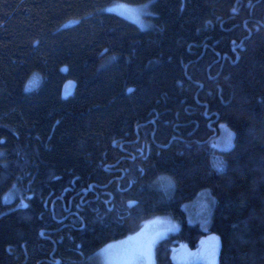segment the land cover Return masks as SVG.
Returning <instances> with one entry per match:
<instances>
[{
    "label": "trees",
    "instance_id": "obj_1",
    "mask_svg": "<svg viewBox=\"0 0 264 264\" xmlns=\"http://www.w3.org/2000/svg\"><path fill=\"white\" fill-rule=\"evenodd\" d=\"M158 217L155 264L207 236L264 264V0H0V264H89Z\"/></svg>",
    "mask_w": 264,
    "mask_h": 264
},
{
    "label": "rangeland",
    "instance_id": "obj_2",
    "mask_svg": "<svg viewBox=\"0 0 264 264\" xmlns=\"http://www.w3.org/2000/svg\"><path fill=\"white\" fill-rule=\"evenodd\" d=\"M108 11L115 13L141 27H145V10L142 6L117 3L108 7ZM217 146L226 149L231 145V134L222 129ZM186 221L189 224L198 223L206 229L210 219V200L207 194L202 193L197 199L183 206ZM170 225H175L174 230H166ZM178 225L167 218L158 217L143 224V227L133 235L124 239L109 243L96 252L89 264H155L154 248L159 240L167 234L177 231ZM151 243V249L147 245ZM219 251V240L215 236H207L202 239L198 247L189 250L185 245H178L172 251L171 257L174 264H216ZM215 253L212 255L211 253Z\"/></svg>",
    "mask_w": 264,
    "mask_h": 264
},
{
    "label": "snow or ice",
    "instance_id": "obj_3",
    "mask_svg": "<svg viewBox=\"0 0 264 264\" xmlns=\"http://www.w3.org/2000/svg\"><path fill=\"white\" fill-rule=\"evenodd\" d=\"M142 7L147 8L148 5L145 4V5H143ZM143 26H144V25L141 23V27H143ZM130 91H131V89H130ZM24 207H27V205L25 204ZM175 227H176L175 225H170L169 228L166 229V230H174ZM151 243H152V242H149V244L147 245V248H148L149 250L151 249ZM211 254L214 255L215 253L213 252V253H211Z\"/></svg>",
    "mask_w": 264,
    "mask_h": 264
},
{
    "label": "flooded vegetation",
    "instance_id": "obj_4",
    "mask_svg": "<svg viewBox=\"0 0 264 264\" xmlns=\"http://www.w3.org/2000/svg\"><path fill=\"white\" fill-rule=\"evenodd\" d=\"M122 178H123V173L122 172H119V175L118 176H115V183L114 184H122L121 183V179Z\"/></svg>",
    "mask_w": 264,
    "mask_h": 264
}]
</instances>
